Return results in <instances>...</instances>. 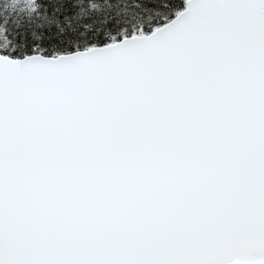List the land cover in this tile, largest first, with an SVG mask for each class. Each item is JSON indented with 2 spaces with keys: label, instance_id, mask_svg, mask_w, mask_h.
Instances as JSON below:
<instances>
[{
  "label": "snow or ice",
  "instance_id": "1",
  "mask_svg": "<svg viewBox=\"0 0 264 264\" xmlns=\"http://www.w3.org/2000/svg\"><path fill=\"white\" fill-rule=\"evenodd\" d=\"M0 264H264V0H0Z\"/></svg>",
  "mask_w": 264,
  "mask_h": 264
}]
</instances>
